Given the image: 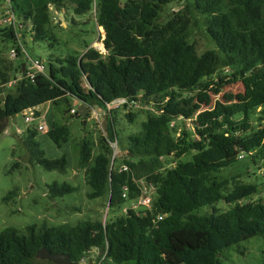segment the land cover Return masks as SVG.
Segmentation results:
<instances>
[{"label":"trees","instance_id":"16d2710c","mask_svg":"<svg viewBox=\"0 0 264 264\" xmlns=\"http://www.w3.org/2000/svg\"><path fill=\"white\" fill-rule=\"evenodd\" d=\"M10 2L18 23L30 26L32 40L50 41V46L58 44L48 29L51 9L64 10V15L68 8L77 14L95 9L107 53L87 46L83 53L51 58L46 72L33 80L27 77V67L22 68L12 82L14 89L7 90L5 85H12L11 65H3V42L16 48V61L23 58L18 30L10 26L0 38V83L5 84L0 86V138L11 117L20 112L10 111L8 103L13 108L22 102V108H29L48 101L56 104L70 95L104 108L107 102L127 97L153 103L154 111L148 113L141 131L128 136V152L118 165L116 159L112 162L111 142L118 137L112 116L119 109L107 117V136L99 137L97 154L94 142L84 139L80 143V163L86 165L92 189L89 195L107 198L113 215L106 221L85 220L77 225L33 224L25 231L5 228L0 232V264H42L41 248L68 253L79 264L95 248L104 256L100 264H221L220 253L226 247L264 235V202L252 199L264 183L222 175L242 159L250 161L247 170L257 166L256 170L264 171V112L256 116L257 109L264 107V0ZM174 2L181 4V12L162 20L165 7ZM196 13L205 16L217 46L202 54L189 40L191 17ZM220 64L235 70L230 80L241 77L244 99L230 104L218 101L191 120L189 128L176 127L174 110L186 102L188 93L197 90L204 103L212 84L216 92L224 87L225 76L210 78ZM63 82L65 89L37 100L29 97L38 89L63 86ZM136 116L133 111L125 114L129 122ZM39 132L29 127L23 139L30 161L66 171L67 156L48 158L36 140ZM46 134L61 147L68 141L69 128L53 121ZM191 153V159L184 160ZM139 181L153 187L152 207L125 212L126 202L143 191ZM75 189L55 181L51 191L65 194ZM221 202L224 210L218 207ZM159 215L163 216L160 220ZM88 264L92 259L88 258Z\"/></svg>","mask_w":264,"mask_h":264},{"label":"rangeland","instance_id":"374dc122","mask_svg":"<svg viewBox=\"0 0 264 264\" xmlns=\"http://www.w3.org/2000/svg\"><path fill=\"white\" fill-rule=\"evenodd\" d=\"M0 7H5V0H0ZM66 10L65 17H62L60 13H64V10L51 9L52 23L49 24L48 29L58 39V44L54 46L49 45L50 41L34 42L29 33L30 26L17 23L19 41L24 49L22 51L23 58L16 61L18 56L13 55L16 48L6 42H3V52L1 54L4 59L3 65H11L10 83L14 81L15 77L21 75L19 71L22 70L23 66L29 69L30 58L44 60L46 64L54 57H67L83 53L87 46H93L103 53H107L103 39H98L103 28L96 23L94 9L84 14H77L73 8ZM179 12H181V4L174 2L165 7L162 20ZM64 22L66 25L63 24ZM10 26L12 25L0 22L1 39L3 38L1 34L9 30ZM189 30V40L194 43L199 54L207 49L217 48L208 33L204 15L196 13V16H192ZM3 65L1 68H3ZM234 72L235 70L220 64L219 70L210 78L221 75L225 76L228 81L224 83V87L220 92H216L215 85L212 84L204 103L199 100L197 90L188 93L186 102L182 105L179 104L178 108L174 110V113L177 114L176 127L189 128L191 120L196 119L202 111L213 108L218 101L230 104L243 100L245 86L241 77L238 76L230 80ZM11 84H4L5 88L7 90L14 89L15 84ZM63 84V86L57 85L51 88L38 89L31 93L29 97L31 100L43 98L58 89H65V82ZM82 84L86 90L89 88L85 80H82ZM4 85L2 82L0 83V86ZM54 102L48 101L29 108H22L24 104L22 102H17L13 108L8 103L10 111L13 112L14 110L16 113L19 110L20 112L11 117L6 133L0 138V232L10 227L25 231L29 225L36 224L40 226L42 223H46L48 226H59L63 224L77 225L85 220L101 219L106 221L114 214L109 211L107 198L90 197L89 194L92 189L87 182V168L86 165L80 163L81 141L88 139L94 142V153L97 154L96 143L99 137L107 136L108 116L103 114L96 117L90 112L85 122L81 114L72 112V109L77 112L81 105L78 98L68 95L58 103L55 104ZM95 107L98 108L99 106ZM29 110L39 116L40 120L45 121L48 128H50L53 121L68 126V141L63 143L61 147H58L46 132H39L36 137L48 158L55 159L63 155L67 156L66 171L49 170L42 164L30 161V154L23 139H26L29 127H36L31 123H27L24 119L25 113ZM128 111L137 114L134 122H129L125 117ZM150 111H154L152 104L139 103L137 106L122 107L114 112L112 117L116 119L118 144L111 143L113 163L116 159V165L120 164L124 153L128 152V136L141 131L142 123L147 119ZM263 112L264 107L258 108L256 116L263 115ZM192 155L193 153L187 155L184 160L191 159ZM249 165L250 161L248 159L239 160L233 166L226 168L222 175L227 177L240 175V180L264 183V171L256 170L257 166L247 170L246 166ZM253 171L258 172L253 173ZM55 181L59 184L67 182L76 189L65 194L53 192L51 189ZM139 183L142 188L145 187L143 182L139 181ZM252 199H261L264 202V186L259 188ZM131 203V200L127 201L125 207L131 205ZM224 204L223 202L218 204L220 210L225 209ZM117 213H121V209ZM103 257V255H100V251L95 248L87 255L83 264H88V258L92 259V264H98ZM41 260L43 261L42 264H50L45 259ZM220 261L221 264H262L264 262V235L253 236L226 247L220 253Z\"/></svg>","mask_w":264,"mask_h":264},{"label":"built area","instance_id":"2783aa9c","mask_svg":"<svg viewBox=\"0 0 264 264\" xmlns=\"http://www.w3.org/2000/svg\"><path fill=\"white\" fill-rule=\"evenodd\" d=\"M94 6H95V2H94ZM0 22L14 25V27L17 26L18 21H17L16 15H15V12L13 10L10 0H5V7H0ZM99 38H102V39L105 38L104 29L102 30V33L100 32L98 39ZM15 54L16 52H14L13 55ZM30 61L31 62L29 64V69L27 68V77L33 80L38 74L45 72L46 64L44 63L45 61L41 59L30 58ZM138 104H139L138 101L130 100L127 97H119L110 102H107L104 108H101V107L96 108L95 106H90V105L88 106L90 107V112L92 113V115L96 117H100L103 114L108 116L115 109H120L122 107H129L133 105L137 106ZM72 112L76 113L74 109H72ZM24 119L27 123H31L35 127H37V129L41 132H47L49 129L47 123L45 121L40 120V117L35 115V113L31 110L25 113ZM174 123L172 122L173 125ZM111 143H114L115 145H117L118 141L116 140ZM124 168L127 169V166H124ZM127 194L128 192H125L124 196L127 197ZM153 194H154L153 187L145 186L143 188L142 193L137 198L132 200L131 205L124 207V211L127 212L129 208L136 212H140L142 210L146 211L147 209H150L153 203ZM162 218L163 216L159 215L158 219L160 220ZM103 259L104 257L102 258V260ZM101 261L99 262V264L101 263Z\"/></svg>","mask_w":264,"mask_h":264},{"label":"water","instance_id":"95a60500","mask_svg":"<svg viewBox=\"0 0 264 264\" xmlns=\"http://www.w3.org/2000/svg\"><path fill=\"white\" fill-rule=\"evenodd\" d=\"M62 17H65L64 13L61 12ZM66 25V23H65ZM25 69V66H23V70ZM81 105L77 111L78 114H81L82 117H84V120L86 122V118L88 117L90 113V107L82 100ZM38 258L40 259H45V260H50L55 264H79L77 261H73L71 259L70 254L65 253V252H51L47 248H41L38 251Z\"/></svg>","mask_w":264,"mask_h":264},{"label":"crops","instance_id":"0c3cea01","mask_svg":"<svg viewBox=\"0 0 264 264\" xmlns=\"http://www.w3.org/2000/svg\"><path fill=\"white\" fill-rule=\"evenodd\" d=\"M63 24L65 25V22Z\"/></svg>","mask_w":264,"mask_h":264}]
</instances>
